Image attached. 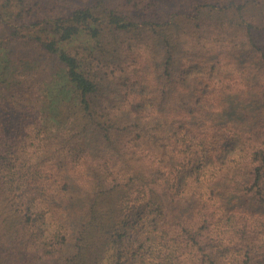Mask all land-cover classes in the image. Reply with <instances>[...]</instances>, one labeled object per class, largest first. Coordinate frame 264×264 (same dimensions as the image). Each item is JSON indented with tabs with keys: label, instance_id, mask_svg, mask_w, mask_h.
I'll return each mask as SVG.
<instances>
[{
	"label": "trees",
	"instance_id": "trees-1",
	"mask_svg": "<svg viewBox=\"0 0 264 264\" xmlns=\"http://www.w3.org/2000/svg\"><path fill=\"white\" fill-rule=\"evenodd\" d=\"M0 264H264V0H0Z\"/></svg>",
	"mask_w": 264,
	"mask_h": 264
},
{
	"label": "rangeland",
	"instance_id": "rangeland-1",
	"mask_svg": "<svg viewBox=\"0 0 264 264\" xmlns=\"http://www.w3.org/2000/svg\"><path fill=\"white\" fill-rule=\"evenodd\" d=\"M6 52L3 49H0V79L3 78V70L5 71V67L7 68L6 60H5Z\"/></svg>",
	"mask_w": 264,
	"mask_h": 264
}]
</instances>
